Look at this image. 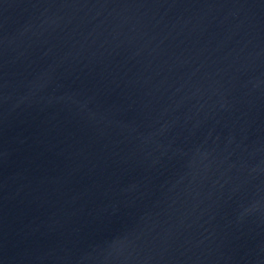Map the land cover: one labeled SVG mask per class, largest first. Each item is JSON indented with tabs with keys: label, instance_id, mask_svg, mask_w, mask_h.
Returning <instances> with one entry per match:
<instances>
[{
	"label": "water",
	"instance_id": "1",
	"mask_svg": "<svg viewBox=\"0 0 264 264\" xmlns=\"http://www.w3.org/2000/svg\"><path fill=\"white\" fill-rule=\"evenodd\" d=\"M0 264H264V0H0Z\"/></svg>",
	"mask_w": 264,
	"mask_h": 264
}]
</instances>
